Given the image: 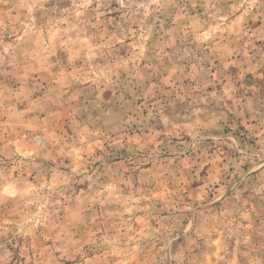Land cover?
<instances>
[{"label":"rangeland","instance_id":"rangeland-1","mask_svg":"<svg viewBox=\"0 0 264 264\" xmlns=\"http://www.w3.org/2000/svg\"><path fill=\"white\" fill-rule=\"evenodd\" d=\"M0 264H264V0H0Z\"/></svg>","mask_w":264,"mask_h":264}]
</instances>
